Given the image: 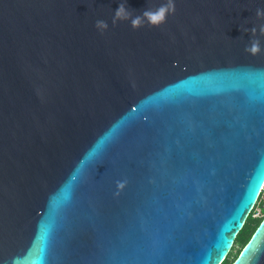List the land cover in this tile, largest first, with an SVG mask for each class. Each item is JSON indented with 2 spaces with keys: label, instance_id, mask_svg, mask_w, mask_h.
Listing matches in <instances>:
<instances>
[{
  "label": "water",
  "instance_id": "95a60500",
  "mask_svg": "<svg viewBox=\"0 0 264 264\" xmlns=\"http://www.w3.org/2000/svg\"><path fill=\"white\" fill-rule=\"evenodd\" d=\"M121 2L0 0V264H220L257 200L264 0Z\"/></svg>",
  "mask_w": 264,
  "mask_h": 264
},
{
  "label": "clouds",
  "instance_id": "9594fccd",
  "mask_svg": "<svg viewBox=\"0 0 264 264\" xmlns=\"http://www.w3.org/2000/svg\"><path fill=\"white\" fill-rule=\"evenodd\" d=\"M176 11L174 0H166V3L161 4L155 9H147L143 11L141 15L133 16L132 11H130L126 6L125 2H121L118 9L115 11V14L112 19V24L115 26L118 22L130 21L131 28L133 30H139L145 25L149 27H159L160 25L166 23L167 16L174 14ZM256 16L258 18H264V9H257ZM96 29L103 34L108 30V23L103 20H97L95 23ZM244 32H248L249 29L244 28ZM252 36L255 37L257 29L254 27L251 30ZM260 35H264V25H261L259 28ZM244 51L251 55L257 56L261 53V45L258 39L250 40V43L245 46ZM127 181H117V192L118 196L120 191L125 187Z\"/></svg>",
  "mask_w": 264,
  "mask_h": 264
},
{
  "label": "trees",
  "instance_id": "16d2710c",
  "mask_svg": "<svg viewBox=\"0 0 264 264\" xmlns=\"http://www.w3.org/2000/svg\"><path fill=\"white\" fill-rule=\"evenodd\" d=\"M256 207H259L261 214L253 215V212ZM263 216H264V191L259 193L252 210L247 215L242 227L240 228V230L238 231V233L236 234L233 240L231 248L233 249V245L235 246L238 244L236 251L231 257L229 255L230 253H228L220 264H230L232 262V260L238 254L240 248L250 238V236L252 235L253 231L255 230V228L257 227Z\"/></svg>",
  "mask_w": 264,
  "mask_h": 264
},
{
  "label": "rangeland",
  "instance_id": "374dc122",
  "mask_svg": "<svg viewBox=\"0 0 264 264\" xmlns=\"http://www.w3.org/2000/svg\"><path fill=\"white\" fill-rule=\"evenodd\" d=\"M259 214H261V211H260L259 207H256L255 210H254V212H253V215H259ZM237 246H238V244L235 245V246L233 245V249L231 248V249L228 251V253H230V254H229L230 257H231V256L234 254V252L236 251Z\"/></svg>",
  "mask_w": 264,
  "mask_h": 264
},
{
  "label": "built area",
  "instance_id": "2783aa9c",
  "mask_svg": "<svg viewBox=\"0 0 264 264\" xmlns=\"http://www.w3.org/2000/svg\"><path fill=\"white\" fill-rule=\"evenodd\" d=\"M262 191H264V181H263V184H262L260 192H262Z\"/></svg>",
  "mask_w": 264,
  "mask_h": 264
},
{
  "label": "snow or ice",
  "instance_id": "6c2138e0",
  "mask_svg": "<svg viewBox=\"0 0 264 264\" xmlns=\"http://www.w3.org/2000/svg\"><path fill=\"white\" fill-rule=\"evenodd\" d=\"M252 203H253V202H252ZM252 203H251V205H252ZM250 207H251V206H250ZM250 207H249V208H250ZM247 251H248V249H246L245 252L242 253L241 255H242V256L245 255V253H246Z\"/></svg>",
  "mask_w": 264,
  "mask_h": 264
}]
</instances>
